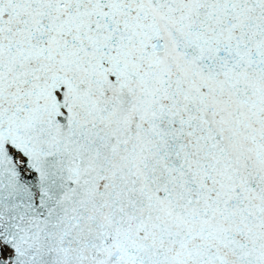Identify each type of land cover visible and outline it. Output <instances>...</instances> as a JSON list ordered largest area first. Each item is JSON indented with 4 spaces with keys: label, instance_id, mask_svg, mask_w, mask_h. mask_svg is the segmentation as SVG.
Listing matches in <instances>:
<instances>
[{
    "label": "snow or ice",
    "instance_id": "snow-or-ice-1",
    "mask_svg": "<svg viewBox=\"0 0 264 264\" xmlns=\"http://www.w3.org/2000/svg\"><path fill=\"white\" fill-rule=\"evenodd\" d=\"M0 264H264V0H0Z\"/></svg>",
    "mask_w": 264,
    "mask_h": 264
}]
</instances>
